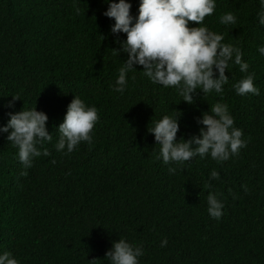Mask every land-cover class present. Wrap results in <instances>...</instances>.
Instances as JSON below:
<instances>
[{
	"label": "trees",
	"instance_id": "16d2710c",
	"mask_svg": "<svg viewBox=\"0 0 264 264\" xmlns=\"http://www.w3.org/2000/svg\"><path fill=\"white\" fill-rule=\"evenodd\" d=\"M138 15L139 0H129ZM79 8V12L76 9ZM102 0H0V126L8 111L36 107L48 116L52 142L40 148L28 175L18 149L0 134V253L20 264H109L114 241L142 245L139 264H264V26L258 0H216L203 26L241 48L248 73L230 64L222 98L197 92L194 103L175 88L152 84L142 66L128 73L123 94L112 90L126 55H118L114 23ZM231 11L235 25L220 24ZM198 26L190 22L189 27ZM121 40L126 34H121ZM254 73L259 95L239 96L232 84ZM134 77V78H133ZM8 95H19L14 109ZM75 96L98 109L93 143L57 152L56 121ZM7 96V97H6ZM66 100L61 109L62 102ZM226 103L247 146L227 161L199 156L183 165L156 159L148 132L164 115H180L177 140L199 134L196 118ZM54 161V162H53ZM170 167L177 171L172 174ZM212 170L220 179L211 181ZM209 192L223 215L207 212ZM167 246L161 247V240Z\"/></svg>",
	"mask_w": 264,
	"mask_h": 264
},
{
	"label": "clouds",
	"instance_id": "9594fccd",
	"mask_svg": "<svg viewBox=\"0 0 264 264\" xmlns=\"http://www.w3.org/2000/svg\"><path fill=\"white\" fill-rule=\"evenodd\" d=\"M107 5L102 13L113 20L110 33L119 49L118 55L125 54L126 60L119 68L112 90L123 94L128 84V73L136 72L135 66H142L143 76L152 84L164 88H175L181 101L193 104L197 92L203 96L215 94L222 98L224 86L229 83L226 75L230 64L239 66V70L248 73L249 64L242 59L241 48L232 43H224V36L203 26L205 17L212 16L216 9V0H139L138 15L131 14L132 4L129 0H102ZM260 8L257 18L260 26H264V0H258ZM79 12V8L76 9ZM190 22L198 26L189 27ZM220 24L235 25L237 16L228 11L220 16ZM121 34L126 39L121 40ZM257 51L264 56V46ZM134 78V77H133ZM232 88L239 96L259 95L260 89L254 84V73L247 74ZM11 97L5 107L15 108L19 95ZM7 97V96H6ZM65 99L61 104L63 109ZM6 124L0 126V134L6 133V139L18 149L17 158L27 176V169L33 166L34 158L49 155L41 147L45 142H52L53 134L46 129L48 116L36 107L19 112L8 111ZM180 115H164L155 121L148 132L154 136L159 151L157 160L165 165H183L199 156L201 159L210 156L217 162L227 161L239 154L240 149L247 146L242 140L243 131L234 126V118L226 103L217 101L208 111L196 118L202 125L198 135L188 139L177 140L180 130ZM99 120L98 109L88 106L74 95L68 104L65 115H60L55 126L58 139L54 144L57 152L72 153L81 142L93 143V129ZM54 162V161H53ZM174 174L177 169L170 167ZM207 187L211 181L220 179L216 170H212ZM223 202L218 194L209 192L207 196V212L212 219L219 220L223 215ZM167 239L161 240V247L167 246ZM144 254L142 245L129 243L125 239L114 241L106 252L109 264H139V257ZM95 264L96 259L88 260ZM0 264H20L12 252L0 253Z\"/></svg>",
	"mask_w": 264,
	"mask_h": 264
}]
</instances>
